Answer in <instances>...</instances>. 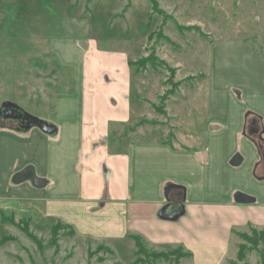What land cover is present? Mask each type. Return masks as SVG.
Instances as JSON below:
<instances>
[{"label": "rangeland", "instance_id": "obj_1", "mask_svg": "<svg viewBox=\"0 0 264 264\" xmlns=\"http://www.w3.org/2000/svg\"><path fill=\"white\" fill-rule=\"evenodd\" d=\"M75 43L88 47L85 60ZM122 54L131 63L128 95L139 101L133 125L140 138L178 145L199 131L206 76L220 57L218 72L234 81L235 97L249 92L245 106L264 110V0H0V110L9 102L43 120L51 97L82 88L83 61L88 73V63L102 70ZM257 139L264 143V130ZM34 179L32 173L28 180L37 187ZM20 206L0 210V264H264V228L251 225V219L264 224L263 212L233 229L238 233L223 259L217 247L196 246L186 247L191 259L182 245L153 247L119 237L110 227L117 222L114 208L102 214L99 206H58L63 221ZM217 220L221 227L212 238L226 240L225 222ZM175 231L165 234L173 238Z\"/></svg>", "mask_w": 264, "mask_h": 264}, {"label": "crops", "instance_id": "obj_2", "mask_svg": "<svg viewBox=\"0 0 264 264\" xmlns=\"http://www.w3.org/2000/svg\"><path fill=\"white\" fill-rule=\"evenodd\" d=\"M73 47L83 51L85 60L88 47ZM122 55L117 62L106 61L102 70L88 63V73L83 61L82 88L73 95L51 97L53 107L43 120L12 104L46 123L52 136L36 126L23 130L0 118V210L15 211L26 204L40 209L42 217L63 220L58 206H99L102 214L114 208L117 222L110 227L119 237L137 235L153 247L182 245L186 252V247H217L223 259L238 233L233 229L246 228L253 213H264V163L258 147L264 143L259 134L246 132L253 117L259 119L260 132L264 130V110L245 106L249 92L242 90L241 100L235 97L234 81L218 72L220 57L206 76L209 89L199 131L178 145L140 138L134 134L140 127L133 125L140 113L133 102L139 101L128 95L133 78ZM247 113L252 115L247 118ZM28 171L37 187L29 180L14 183ZM173 186L183 189L181 205L167 203L166 189ZM166 205L165 215L179 211L177 219L159 217ZM217 219L225 222L226 240L212 238L221 227ZM251 223L264 228L262 222ZM167 229L176 230L173 238L166 236Z\"/></svg>", "mask_w": 264, "mask_h": 264}, {"label": "water", "instance_id": "obj_3", "mask_svg": "<svg viewBox=\"0 0 264 264\" xmlns=\"http://www.w3.org/2000/svg\"><path fill=\"white\" fill-rule=\"evenodd\" d=\"M1 108L3 109H13L14 105H12L11 103H3L1 105ZM1 112V110H0ZM31 118V117H30ZM33 120H36L34 118H32ZM40 122V121H39ZM41 125L38 126V128L45 134L52 136L54 134V131L51 129V127H49L46 123L40 122ZM30 128V124L27 123L24 126L21 127V129L23 130H27ZM246 132L249 136H254V135H258L260 132V126H259V119L253 117L251 118L248 123H247V127H246ZM259 151L261 153V158H262V162L264 163V148L259 145ZM32 177V173L31 172H26L23 175H21V179L22 180H28ZM38 182L37 179H34V183ZM36 185V184H35ZM168 207V205H166L165 207L162 208V210L159 212V217L163 220H175L179 217L180 212L176 211V212H172L170 215H165L164 212L166 210V208Z\"/></svg>", "mask_w": 264, "mask_h": 264}, {"label": "trees", "instance_id": "obj_4", "mask_svg": "<svg viewBox=\"0 0 264 264\" xmlns=\"http://www.w3.org/2000/svg\"><path fill=\"white\" fill-rule=\"evenodd\" d=\"M146 60L147 59H144L142 62H146ZM128 64H129V66L131 65L130 62ZM27 119L29 120L31 127H34V126L38 127V126L41 125V123L38 120H33L32 118H30L28 116H27ZM183 194L184 193H183V189L182 188L174 187V186L173 187H168L166 189V200H167V203L170 204L171 202H176L179 205H181V202H182V199H183ZM248 202H251V201H248ZM164 214H165V212H164ZM261 235L264 237V232H262ZM238 236H243V235H238ZM129 237L131 238V240H133L135 242V244L139 243V241H143L142 238L137 236V235H129ZM139 247H138V250H140ZM184 256H189V255L186 254ZM241 256H242V249L240 247V248H238L237 258L240 259Z\"/></svg>", "mask_w": 264, "mask_h": 264}, {"label": "flooded vegetation", "instance_id": "obj_5", "mask_svg": "<svg viewBox=\"0 0 264 264\" xmlns=\"http://www.w3.org/2000/svg\"><path fill=\"white\" fill-rule=\"evenodd\" d=\"M0 118L5 121H8L10 124L16 125L18 128H21L25 124L29 123L27 115L21 113L17 109H2L0 112Z\"/></svg>", "mask_w": 264, "mask_h": 264}]
</instances>
